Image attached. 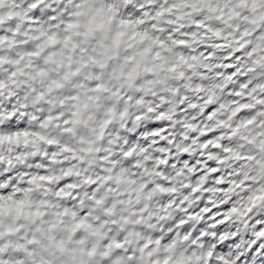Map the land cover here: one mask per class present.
I'll return each instance as SVG.
<instances>
[{
  "label": "clouds",
  "instance_id": "obj_1",
  "mask_svg": "<svg viewBox=\"0 0 264 264\" xmlns=\"http://www.w3.org/2000/svg\"><path fill=\"white\" fill-rule=\"evenodd\" d=\"M262 250L264 0H0V264Z\"/></svg>",
  "mask_w": 264,
  "mask_h": 264
},
{
  "label": "snow or ice",
  "instance_id": "obj_2",
  "mask_svg": "<svg viewBox=\"0 0 264 264\" xmlns=\"http://www.w3.org/2000/svg\"><path fill=\"white\" fill-rule=\"evenodd\" d=\"M255 251H256V249L253 248V249H252V252H255ZM259 255H264V250H262V252H261ZM250 256H251V254H250Z\"/></svg>",
  "mask_w": 264,
  "mask_h": 264
}]
</instances>
